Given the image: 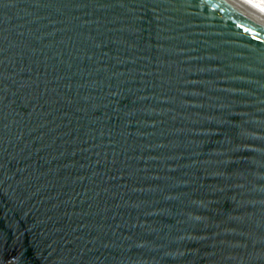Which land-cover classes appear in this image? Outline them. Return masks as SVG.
Instances as JSON below:
<instances>
[{"label": "water", "instance_id": "1", "mask_svg": "<svg viewBox=\"0 0 264 264\" xmlns=\"http://www.w3.org/2000/svg\"><path fill=\"white\" fill-rule=\"evenodd\" d=\"M0 264H264V13L0 0Z\"/></svg>", "mask_w": 264, "mask_h": 264}, {"label": "bare ground", "instance_id": "2", "mask_svg": "<svg viewBox=\"0 0 264 264\" xmlns=\"http://www.w3.org/2000/svg\"><path fill=\"white\" fill-rule=\"evenodd\" d=\"M244 1L264 13V0H244Z\"/></svg>", "mask_w": 264, "mask_h": 264}]
</instances>
